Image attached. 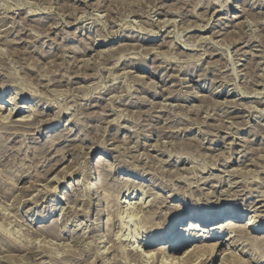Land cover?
<instances>
[{
  "label": "rangeland",
  "instance_id": "1",
  "mask_svg": "<svg viewBox=\"0 0 264 264\" xmlns=\"http://www.w3.org/2000/svg\"><path fill=\"white\" fill-rule=\"evenodd\" d=\"M0 51V104L21 107L0 126V264H151L221 211L264 228V0H0ZM263 231L166 252L264 264Z\"/></svg>",
  "mask_w": 264,
  "mask_h": 264
},
{
  "label": "bare ground",
  "instance_id": "2",
  "mask_svg": "<svg viewBox=\"0 0 264 264\" xmlns=\"http://www.w3.org/2000/svg\"><path fill=\"white\" fill-rule=\"evenodd\" d=\"M20 108L15 106V104L12 101L8 102V103H5V104L4 103L0 104V126H2V128H3L5 126H7V125L8 126L11 125V123H13L12 122V118L15 117L17 114H19V112L21 110ZM38 115H39V113H38ZM41 115H43V114H41ZM27 118H23V119L20 118V120H18V121L19 122H28L29 123V120H31V119H27ZM2 128H0V129H2ZM1 147H2V145H1ZM0 151L2 152V150H0ZM102 160H103L102 157H100L97 161L90 160L91 163H85L86 165L84 166V174H85V177H86L85 178V182L88 183V190L87 191H88V193H90L92 195L94 193H96L98 195L101 192V189H102L101 188L102 187L101 186V182H100V184L97 182L98 178L96 177V173H95V169H100L101 168V161ZM58 188H60V187L59 186L56 187V190H58ZM51 193H53V191H51ZM94 199L96 200L97 197H94ZM101 217H103V216H101ZM253 217H249L247 222L246 221L241 222V219H242V215L241 214L233 215L232 213L225 212V211H221V212L217 213L216 215L207 214V215H198L196 217L192 216L188 223H186L185 225H180L178 227V230H179V228H181L180 232L177 233V231H176L175 235H174V237H176L177 234H179L178 238H177V240L175 241V243L171 247H161L159 249L161 252L157 251L156 253H151V254L149 252L148 253L142 252L141 258L144 259V261L151 262V264H157L159 262V256H161V255H162V261H161L162 264H193L196 260H199V259L203 260L202 257L204 256V254L199 255V256L195 255L196 254V252H195L196 251L195 250L196 246H195V248L193 250H191V251L187 250L186 252H184V254L182 256H177L175 254L168 255L166 250L167 249H171V251H174V253H177L181 248H183V247H185L187 245H190L194 240H195L194 242H196L197 240L199 241L200 239L204 238L203 235H192V237L190 239H185L184 235H186L188 232L190 233L191 231H194V230H199V229L202 230L205 227L206 228L212 227V230L218 231L212 237L220 236L222 233H224L226 231H231V233H232V231L237 232L238 234H241V236H240L241 239L240 240H242V242H247V243H249L250 245H252L254 247L257 244L259 245L260 241L256 237H252L251 235L253 233L257 234V233L261 232L264 228L256 226L257 222H256V220H253ZM220 218H225V220L222 219L224 221L221 220V222H219V223H214V222H216V220H218ZM97 219L98 218H96V220ZM96 220H94V222H93V219H92V222L95 223ZM52 223H54V221ZM241 223L244 224V225H241ZM55 229L56 228L52 229L50 234L55 233ZM94 231L97 232V229H94ZM204 232H206V231H204ZM263 233H264V231L262 232V234ZM172 234H173V230L167 231L165 233V235H164V239H162L161 242L168 243V241L172 237ZM228 237H229V235H228ZM206 238H207V236H206ZM232 239H233L232 237H229L228 241H230ZM261 242H264V240H262ZM151 245H153V242L151 240H148L145 243V246H151ZM99 247L96 246V248H95L96 251L95 250L94 251H95V254H96L97 257H102L105 254V251H102L101 249H99ZM226 248H227L226 250L230 249L228 247H226ZM109 250H111V249L109 248ZM131 252H128V254H131ZM194 252H195V254H194ZM197 252H198V250H197ZM89 253H90V251H89ZM231 253L233 254L235 252L231 251ZM158 254H161V255L158 256ZM228 255H230V253ZM212 256H213V254L210 253V254H208L209 258L207 257L204 260L208 261V260H210V257H212ZM227 262H229V260L227 261V259H225V262H223L222 264H226ZM201 264H204V262H201Z\"/></svg>",
  "mask_w": 264,
  "mask_h": 264
}]
</instances>
